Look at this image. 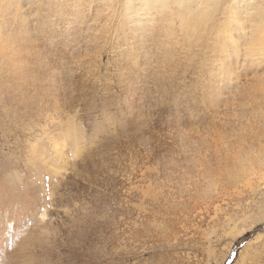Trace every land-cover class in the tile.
Wrapping results in <instances>:
<instances>
[{
  "label": "rangeland",
  "instance_id": "374dc122",
  "mask_svg": "<svg viewBox=\"0 0 264 264\" xmlns=\"http://www.w3.org/2000/svg\"><path fill=\"white\" fill-rule=\"evenodd\" d=\"M125 5L0 0V184L33 202L22 229L5 207L0 253L264 264V55L224 11L184 27Z\"/></svg>",
  "mask_w": 264,
  "mask_h": 264
},
{
  "label": "bare ground",
  "instance_id": "6f19581e",
  "mask_svg": "<svg viewBox=\"0 0 264 264\" xmlns=\"http://www.w3.org/2000/svg\"><path fill=\"white\" fill-rule=\"evenodd\" d=\"M125 3H126L125 8L128 12L134 11L136 13L135 16L138 17L136 20L138 22V24H139V22L141 23L142 21L148 22L147 21L148 18H147V20L144 19V18H146L145 16H150V18H151L152 14H153V16H155L157 14H161V13L165 12V10L170 9L173 4L175 5V7H179L180 24L183 25L184 27H189L188 24L195 18H202L203 21L207 22V19H209V17L212 16L213 14H215L217 11H221L222 14L225 12L224 14H226L228 16L227 20H232L231 22H233V21L236 22L235 27H233L234 29L241 30V31L244 30L245 28L247 31L249 29L248 33L245 34V35H248V37L247 38L245 37L247 40V49L245 50V53H244V60L247 58L249 59L251 56H252L251 59L253 60L259 55H261V56L264 55V0H255V1L254 0H125ZM244 18L247 19V20H245L246 22L244 20H242ZM199 20H201V19H199ZM222 20H223V18H222ZM226 22H224V24ZM243 22L247 23L249 26H245L247 24L243 25ZM227 24L229 27V25H230L229 22H227ZM196 25H197V23L195 24V22H194L193 27ZM221 26H222V24H221ZM225 28H227V26ZM231 28H232V26H231ZM227 30H228V28H227ZM192 31L193 30H191V33H192ZM223 31H225V29ZM223 31H222V33H223ZM230 33L232 34L233 32L231 31ZM242 33H243V31H242ZM231 34L228 36V38L230 39L229 42H232L233 44H235L234 43L235 40L232 39V38H235L233 36L234 34L233 35H231ZM242 37H244V36H242ZM222 46L226 47L225 45H222ZM239 46H240V44H239ZM236 47L237 46H235V48ZM233 48H234V46H233ZM225 50H226V48H225ZM242 50H243V48H242ZM249 55H251V56L247 57ZM6 67H7V65H6ZM14 185H16V184H14ZM3 188H4V184L2 183V184H0V228H2L0 231V249L3 248L2 245H4V243H5L4 240L7 239V236H6L7 235L6 229L7 228L4 227L5 225H4V222L2 221L3 220L2 218L4 217V215H2V213H3L4 209H6L5 207H8L6 214H11L12 218L10 219V221H14L17 224H19V221L23 220V217L28 214V210H29V208L32 207V204H33V202H30V201L28 202V204L23 202V198H22L23 196L21 197V195L19 193L17 196H14L13 202H11V201L6 202V198H5L6 196L2 193ZM10 189H9V187L6 188V190H8L9 193H10ZM26 189H27V187H26ZM19 191H21V190H19ZM19 191L17 190V192H19ZM26 192H28V191H24V193H26ZM18 204H20V206H18ZM7 205H9V206H7ZM6 219H8V218H6ZM21 223L22 222H20V225H21ZM23 225L26 226L25 221L21 225V229H22ZM19 227L20 226H18V228ZM23 230H24V228H23ZM24 231L21 232L22 234L20 232H18L20 234H18V236L16 237L15 240H17V239L19 241L22 240L21 237H19V236L22 235V237H23ZM2 232L3 233L5 232L6 235L3 234ZM236 232H238V231L236 230ZM233 233H235V231ZM239 233L240 232H238V235H239ZM24 234H26V233H24ZM26 237H28V235ZM129 237H131V236H129ZM24 239H23L24 242L27 243L28 240L26 241L25 237H24ZM28 242L29 243L26 245H21V244L17 243L20 245V246H16V247H18L17 248L18 250L17 251L13 250L11 253H9V252L5 253V251H7V248L5 249V247H4V250L1 252L2 254L0 253V264H18V263H20V261H21L20 259L24 258V254H25L24 250H26V248L30 244V241H28ZM17 244H15V245H17ZM35 248H33V250ZM33 250L31 249L30 252H33ZM34 254L35 253L33 252V254L30 253V254H26V255H28V256L33 255L34 256ZM21 262H23V260Z\"/></svg>",
  "mask_w": 264,
  "mask_h": 264
}]
</instances>
